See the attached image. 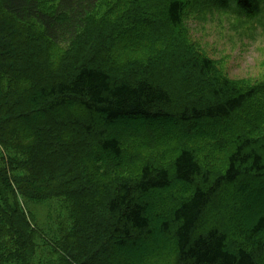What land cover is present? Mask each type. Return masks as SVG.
Masks as SVG:
<instances>
[{
    "label": "trees",
    "instance_id": "1",
    "mask_svg": "<svg viewBox=\"0 0 264 264\" xmlns=\"http://www.w3.org/2000/svg\"><path fill=\"white\" fill-rule=\"evenodd\" d=\"M194 11L264 29V0H0V264H264V80Z\"/></svg>",
    "mask_w": 264,
    "mask_h": 264
},
{
    "label": "rangeland",
    "instance_id": "2",
    "mask_svg": "<svg viewBox=\"0 0 264 264\" xmlns=\"http://www.w3.org/2000/svg\"><path fill=\"white\" fill-rule=\"evenodd\" d=\"M101 19L102 17L97 15L94 23H99ZM185 27L189 41L195 44L196 51L213 62L219 75L246 86H256L264 80V29L260 26H256L252 38L236 28V19L229 15L220 12L201 14L194 11L188 17ZM67 46L58 45L59 52H65L63 50L68 48ZM252 104L254 105V101ZM258 107L259 102L255 101L252 110ZM260 107L264 111V106ZM241 112L243 111H240V115ZM262 119L255 123V129L264 132V116ZM262 143L261 148L264 146V139ZM56 204L51 201L43 206L30 205V208L37 210L39 220L44 221L46 212L48 213L47 208H57ZM248 204L256 209L260 207L261 200L255 193H251ZM220 207L223 205L220 204L218 208ZM235 208L237 207L232 206V210ZM215 219L212 218L213 221Z\"/></svg>",
    "mask_w": 264,
    "mask_h": 264
}]
</instances>
